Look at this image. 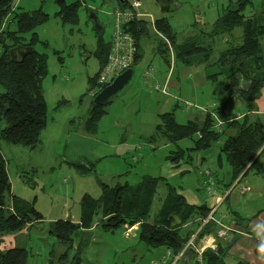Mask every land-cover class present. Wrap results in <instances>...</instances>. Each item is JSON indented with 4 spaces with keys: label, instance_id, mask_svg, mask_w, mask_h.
Segmentation results:
<instances>
[{
    "label": "rangeland",
    "instance_id": "obj_1",
    "mask_svg": "<svg viewBox=\"0 0 264 264\" xmlns=\"http://www.w3.org/2000/svg\"><path fill=\"white\" fill-rule=\"evenodd\" d=\"M65 1L67 4L77 1L82 4L77 23L63 24L56 16L60 8L56 0H13L15 11H34L43 7L50 15V19L36 30L39 37L36 49L49 56V74L43 81V94L48 105V126L43 133L41 145L32 150L4 142L0 144L12 185L11 194L7 196L8 204H12L14 197L35 202L37 210L44 216V221L37 223L32 230L25 234L17 232L20 235L19 246L32 253L28 264H49L52 253L60 255L66 250L50 234V223L61 219L79 222L83 198L86 195L100 198L103 183L110 186L126 182L135 185L146 176H163V168L169 161L167 156L178 147L164 138L151 141L160 123L159 115L173 111L179 123L194 120L193 116H198L201 121L207 111L214 113L216 103L228 101L233 92L232 84L226 90L228 68L224 67V74L217 77L210 75L221 71V66L216 62L222 51L241 44L240 28L230 34L216 37L209 35L230 0H139V12L152 25L157 18L168 17L178 35V43L191 39L203 40L213 45V55L206 65L203 64V70L198 72L196 65L175 64L176 55L173 52L175 68L172 81L178 83L179 87L164 95L158 89L164 91L165 86L162 85L170 65L157 52L156 42L160 38L166 39L152 31L151 38L144 39L142 43V57L134 67L132 79L111 103L102 107L107 113L95 127V116L90 111L94 97L100 91L98 87L93 92L90 90L89 79L100 71L97 53L112 40L116 13L122 11V8L117 0ZM254 1L255 6L247 7L245 13L249 15L252 11L263 15L264 0ZM129 2L133 7L136 0ZM165 4L168 8L163 9ZM168 44L170 48L171 43ZM238 77L237 94L249 85L241 74ZM168 99L170 103L163 109L162 105ZM227 108L235 114L248 112L246 102L238 96L229 100ZM215 117L220 119L216 114ZM90 121L93 129H88ZM178 144L187 148L190 141L181 140ZM221 147L219 142L210 150L197 153L192 165L197 166V157L201 154L213 153L218 158ZM221 159L223 168L219 178L223 179V172L227 170L228 173L231 167L225 155ZM206 166H200V171ZM89 168L91 170H87ZM217 169L215 165L213 170ZM199 177L197 171L176 178L170 177L168 180L178 189L182 182L190 180L194 183ZM210 186L216 189L215 185ZM166 192L167 187L161 184L159 195ZM159 206V200L156 199L153 213ZM200 226L201 223L198 226L192 224L190 228L197 229ZM138 228V224L125 225L116 232H105L96 227L89 243L82 250L81 264L160 263L164 251L161 248L150 250L139 241ZM203 239L205 237H196V245H202ZM77 246L78 238L73 244L71 256L76 253ZM182 258H174L170 264H177ZM198 261L203 263V256Z\"/></svg>",
    "mask_w": 264,
    "mask_h": 264
},
{
    "label": "trees",
    "instance_id": "obj_2",
    "mask_svg": "<svg viewBox=\"0 0 264 264\" xmlns=\"http://www.w3.org/2000/svg\"><path fill=\"white\" fill-rule=\"evenodd\" d=\"M232 1L230 0L224 14L215 22L209 35L216 37L220 34H230L240 28L241 44L232 45L222 51L216 62L222 69L210 77L224 74V67L228 68L226 90L230 89V84L233 86L229 100L238 96L246 102L248 112L241 116L227 115L229 100L223 106L217 107L214 113L208 112L202 123L189 121L182 124L177 121L173 111L163 112L159 115L160 123L151 141L164 138L169 143L177 144L178 148L167 156V160L173 164H193L197 153L208 151L222 142L219 157L226 156L231 167L232 180L236 181L242 179L257 159L264 155V117L251 113L264 86V22L262 17L254 12L249 15L245 13L247 7L253 5L251 0H237L235 3ZM56 2L60 7L56 16L63 24L79 21V9L82 5L79 1L71 4H67L65 0ZM117 2L124 10L132 8L129 0L125 4L118 0ZM166 8L168 7H163ZM49 19L50 15L43 7L34 11H15L13 0H0V144L4 142L32 150L41 145L43 133L48 126V105L43 94V81L49 74V56L36 49V43L39 41L36 30ZM125 28L134 35L137 42L138 51L132 68L142 57V43L144 39L151 38L152 31L166 39L160 38L156 42V50L169 65L171 61L168 42L174 48L176 64L206 65L213 55V45L206 44L203 40L191 39L178 43V35L170 25L168 17L157 18L154 25L147 18H138L127 23ZM110 47L111 43H108L106 48L97 53L100 71L89 79L92 92L97 87L99 92L107 86H101L99 79L102 69L108 63ZM239 74L249 85L237 94ZM112 100L113 98L103 105H93L90 113L95 116V127L107 113L102 107ZM215 114L231 122L226 128L223 125L218 129ZM88 125V129H93L91 121ZM228 130L234 133L228 134ZM181 140H189L190 146L181 147L178 144ZM161 184L167 187L164 196L159 195ZM11 186L7 160L0 149V235L15 233L28 225L44 221V216L37 210L35 202L13 196L14 205L10 207L7 196L11 194ZM156 199L159 200L160 206L153 213ZM81 210L79 222L61 219L50 223V234L66 247V250L60 255L52 253L49 264H81L82 250L91 239L92 229L100 227L105 232H116L125 225L134 224L139 225V241L145 243L149 249L165 248L177 256L196 230L189 227L192 224L198 226L199 220L211 213L205 205L189 204L168 180L151 176L144 177L135 185L128 182L115 186L103 183L100 198L86 195ZM233 214L237 219L236 225L239 226L242 218L238 213ZM218 230V224L211 222L202 228L199 237L217 235ZM77 238L76 253L71 256ZM229 245V242H226V248ZM225 249L221 244L217 251L206 249L203 261L206 264H226ZM256 252L264 255L263 241H257ZM29 259L30 252L26 248L15 247L0 251V264H28Z\"/></svg>",
    "mask_w": 264,
    "mask_h": 264
},
{
    "label": "crops",
    "instance_id": "obj_3",
    "mask_svg": "<svg viewBox=\"0 0 264 264\" xmlns=\"http://www.w3.org/2000/svg\"><path fill=\"white\" fill-rule=\"evenodd\" d=\"M251 1L253 5L248 7L255 6V1ZM136 2H139V0H136ZM164 6L168 7L167 4H165ZM250 14H252V11ZM259 16L262 17L261 19L264 22V14ZM93 17L97 20L95 14H93ZM99 29L102 30L100 27ZM171 47L169 48V50L171 49ZM170 53H172V50L170 51ZM170 57L171 62L169 73L167 74L162 87L166 86L169 88V92H172V89L178 88L179 85L178 83L172 81L176 62L175 60H173L172 55H170ZM172 61H174L175 64H173ZM196 67L198 72H200L203 70L204 65H197ZM180 74L181 72L178 75L180 76ZM158 91H161L164 95L169 94V92L164 93L160 89H158ZM169 103L170 100H166L162 105L163 109L168 107ZM223 104L218 102L216 103L215 107L217 108L223 106ZM200 112L205 113V111L203 110H201ZM208 112L210 111H207V113ZM226 113L230 116L235 115L234 112H229L227 107ZM251 113L254 116L259 115L264 117V86L261 90V95L255 101L254 109ZM237 115L241 116L244 114L238 113ZM193 117L194 120L190 121H196L199 123H202L204 121V119L200 121L198 116ZM220 120L224 122L223 125L225 128L227 127L228 123L231 122V120L225 121L222 118H220ZM227 133L232 134L234 132L232 130H228ZM262 158L263 155L257 159L254 166L242 179L239 178L236 181L232 180L231 169L230 171H228V173L226 172L227 170L223 172V179L219 178L221 169L223 168L222 159L220 160V157L217 158L213 153L199 155V157H197L196 167H194L192 164H187L184 162H181L180 164H173L171 161H168L163 168L162 177L166 180H168V178L170 177L176 178L179 175L181 176L189 172L199 171L200 177L195 179L194 183H192V181L190 180L182 182L181 186H178L177 190L181 195L185 197L187 202L193 206L205 205L210 210L216 209L214 218L217 222L232 225L237 229L236 232H233L235 234L231 233L227 240L221 239L217 235L213 234L205 236V239H203L201 242L202 245L204 244L206 246L205 250L212 249L213 251H217L220 244L225 249L226 242H229V247L224 251L226 264H264V255H259L256 252L257 241L260 240L264 242V159ZM204 165L207 166L205 168H202L200 171L199 167H202ZM215 165L218 168L216 171L213 170ZM121 176L122 175H120V177ZM120 177L118 176V178ZM210 185L216 186L215 191H213L212 193L208 190L209 187L211 188ZM165 194L166 193L162 194V196H164ZM10 205V207L14 205L13 200L12 204ZM233 213H238V215L242 218L240 220V223H238L239 226L236 225L237 219L235 217V214ZM35 226L36 224L28 225L26 228L18 232L25 234L27 231L32 230ZM95 229L96 228L92 229V233ZM189 229L192 228L189 227ZM232 235H234L233 238H231ZM19 236L20 235L17 232L0 235V251H6L11 248L20 247L18 244ZM161 250L164 251L165 254L162 255V261H160V263L158 264L172 263L173 259L176 258L174 254L170 250H167L165 248H161ZM28 251L31 253L30 250ZM177 264L206 263L199 262L195 251L191 249L190 251L185 253L183 258L179 260Z\"/></svg>",
    "mask_w": 264,
    "mask_h": 264
},
{
    "label": "built area",
    "instance_id": "obj_4",
    "mask_svg": "<svg viewBox=\"0 0 264 264\" xmlns=\"http://www.w3.org/2000/svg\"><path fill=\"white\" fill-rule=\"evenodd\" d=\"M139 8L140 3L135 2L132 8H129L128 10L122 9V11H118L116 13V26L114 34L112 36V40L110 41L111 47L109 52L108 63L102 69L99 79V83L102 85H109L120 73L134 66L138 51L137 42L134 35H132L131 32H129L125 28V25L135 19L145 17L144 14L139 12ZM172 56H174L173 50ZM163 89L164 93L169 92L168 87L165 86ZM215 118L217 120V127L221 129L224 122L218 119V117ZM209 191L212 193L215 190L210 188ZM215 210L216 209H212L211 213L206 218H202L199 220L201 226L194 231L196 235L194 233L192 234L188 244L176 256L175 259H180L182 256L185 255L187 251L191 249L195 251L198 259H201L206 246L204 244L197 246L196 237H199V234L205 225L211 222H217L214 218ZM217 224L219 226L217 236L221 239L227 240L231 233L237 231V229L232 225H227L220 222H217Z\"/></svg>",
    "mask_w": 264,
    "mask_h": 264
},
{
    "label": "water",
    "instance_id": "obj_5",
    "mask_svg": "<svg viewBox=\"0 0 264 264\" xmlns=\"http://www.w3.org/2000/svg\"><path fill=\"white\" fill-rule=\"evenodd\" d=\"M120 3L125 4L127 0H118ZM134 75V68H129L120 73L109 85L103 88L94 97V105H103L114 98L119 92H121L127 84L130 82ZM232 235L231 238H233ZM231 241V239H230Z\"/></svg>",
    "mask_w": 264,
    "mask_h": 264
}]
</instances>
